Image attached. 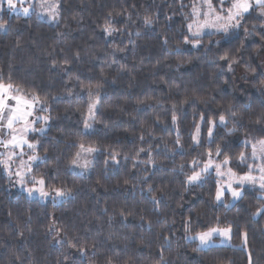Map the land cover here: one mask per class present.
Here are the masks:
<instances>
[{"label":"trees","instance_id":"16d2710c","mask_svg":"<svg viewBox=\"0 0 264 264\" xmlns=\"http://www.w3.org/2000/svg\"><path fill=\"white\" fill-rule=\"evenodd\" d=\"M213 3L218 4V0ZM192 4L193 0H63L59 26L37 18L35 13L18 16L4 2L0 4V18L9 22L7 31L0 30V73L5 80L11 73L13 82L25 90L35 89L49 97L46 114L51 119L46 133L29 136L41 143V155L49 149L47 165L39 164L37 174L48 173V165L56 164L59 157V178L53 179L57 173L51 169L48 181L72 189L70 197L54 206L51 200L9 189L8 178L0 169V264H89L91 260L105 264L106 256H112L115 264H154L161 247L166 264H216L217 260L249 264V254L252 264H264V216L251 215L262 203L254 187H247L244 199L234 202L231 209L214 205V172L202 186L183 190L192 158L207 159L203 155L209 149L207 125L202 128L201 146L193 145L190 135L201 113L218 118L230 102L242 114L238 131L226 137L233 152L231 167L239 173L247 170V165L236 159L240 141L245 136L264 135V124L255 122L264 110L261 21L258 13L252 12L244 26L258 27L250 35H244L243 26L226 39H221L222 34H205L194 48L183 40L188 34L185 16H189ZM109 13L113 26L119 29L111 36L103 31ZM145 15L153 18L151 25H145ZM218 40L220 43H215ZM114 47L119 50L114 51ZM226 50L239 59L232 71L228 62L220 59ZM76 52L81 54L79 60L73 58ZM65 57L71 62L61 70ZM53 60L58 62L55 68ZM97 82L101 84V105L93 127L85 130L89 97L81 85ZM193 94L208 98L209 103L178 105L184 147L173 153L169 149L175 147L177 134L171 124L172 104ZM233 123L230 118L228 127ZM141 134L144 141L139 140ZM223 135L224 129L218 128L213 150ZM78 143L100 149L92 168L83 175L66 170ZM140 148L146 151L138 159L146 160L151 148L163 167H134L133 157ZM113 151L118 154V163L110 161ZM105 160H109L107 165ZM181 163H185L183 171ZM148 185L153 186V192L147 191ZM162 186H166L163 195ZM153 194L162 195L159 211L150 199ZM190 209L200 212L198 221L194 216L193 232L215 226L216 216L221 217L222 226L231 221V245L215 244L194 252L195 244L184 239L182 223ZM121 211L126 215L122 217ZM149 219L151 227L146 223ZM49 225H54L65 240L78 238L95 243L96 248L83 257L75 249L65 252L67 245L55 243L57 232H50ZM245 231L247 248L241 247V232ZM168 233L174 235L165 243L163 236Z\"/></svg>","mask_w":264,"mask_h":264},{"label":"snow or ice","instance_id":"6c2138e0","mask_svg":"<svg viewBox=\"0 0 264 264\" xmlns=\"http://www.w3.org/2000/svg\"><path fill=\"white\" fill-rule=\"evenodd\" d=\"M6 3L7 9L16 13L18 16L30 17L32 13H35L37 18H47L50 24L59 26L61 21V8L63 6V0H3ZM24 3H28V7H22ZM227 5V7H225ZM252 12L258 13V19L261 21L259 28L261 29V38L264 39V0H218V4L213 3V0H193L191 7V19L186 14L185 19L187 23V35L183 37L184 43H190L195 48L202 42V37L205 34H222L221 39H226L234 32L238 31L242 26L244 35L248 36L251 32L255 31L258 27L253 24L251 29L244 26V21L248 15ZM75 20V17H73ZM8 21L0 18V30L7 31ZM79 24L80 21L76 20ZM145 25H151L153 18L150 15L144 16ZM103 31L106 35L111 36L113 33L119 31L115 28L111 21V13H109V19L106 20ZM59 36H63L64 33H58ZM139 35V33H137ZM164 44L168 43L167 38L164 39ZM215 43L219 44L220 41ZM20 41H17V47H19ZM243 47V44H241ZM119 49L114 47V51ZM240 51V49H237ZM81 54L76 52L74 59L79 60ZM221 60L228 62V70L232 71L233 65L239 62V59L230 51H225L220 57ZM69 58L60 62L61 70L63 66L70 64ZM58 66L56 60L52 61V67ZM250 71L256 72L255 68H251L250 65H246ZM264 75V74H262ZM104 76V70H101V77ZM260 85L264 88V79H261ZM101 84L97 82L96 85L84 86L81 85V90L86 91L89 97V103L87 105V117L84 121V128L91 129L93 122L97 118V113L101 105V95L99 89ZM49 97L47 95L41 96L35 89L25 90V88L13 82L12 75L9 73L7 80H5L2 73H0V167L7 174L8 179L12 180L15 177L16 183L21 185L28 196H36L40 200H47L51 198L53 205L57 202L62 201L72 195V189L66 184L49 183L48 176L51 175V169H55L57 175L53 179L59 178L58 161L59 157L56 158L57 163L48 165L50 171L48 173L41 172L37 174L39 164L44 163L47 165L48 162V148L44 149V155H41L38 151L42 147L39 141H33L29 138L32 133H46L48 129V121L51 119L49 115L37 114L46 113L49 111L48 105ZM200 101L201 103L208 104L209 99L206 97L186 96L183 100L172 104L171 124L175 126L176 139L174 141L175 147L170 148L169 151L175 153L176 149L183 150V143L180 137L179 116L177 114L178 105L182 107L185 103H195ZM235 109V105L228 103L224 111L217 117L213 116L209 118L206 113H201L199 121L194 120V130L190 133L191 141L193 145L201 146L204 141L202 139V128L207 125V143L209 149L206 153H203L207 157L205 160H200L193 157L190 162V174H185L183 180L184 191H188L192 186L200 185L215 174V194L212 197L214 205L219 207L223 205L225 209H231L234 206V202L241 201L244 199L245 191L248 186L254 187L259 193L258 199L262 201L255 211L251 213L253 218L264 216V135L257 138L245 136L240 141L242 145L241 150L236 155V159L239 164L247 165V170L239 173L231 167L233 164V152L230 147L227 146L226 137L231 136L237 132L240 125V120L243 119L241 113H238ZM239 117V119H237ZM234 121L232 127H228L229 119ZM159 120V117H157ZM255 122L257 124H264V110L256 115ZM39 124L40 127L36 125ZM224 129V135L221 136V141L215 143L214 150L211 145L216 139V130L218 128ZM144 128V125H141ZM150 131V129H149ZM264 131V129H261ZM140 141L145 140V135L141 134L139 137ZM76 151L72 158L68 161L66 170H73L80 168L82 170L81 175L92 168L94 163L93 153L99 152V148L86 147L83 143L75 145ZM158 147V146H157ZM165 147L168 148L167 143ZM251 149L250 155L247 149ZM27 149V152H26ZM144 148H140L136 152V156L133 157L134 167L136 164L151 165L153 167L160 164L163 167L162 162L156 160L153 155V149L147 150V159H138L141 152H145ZM31 154H28V153ZM117 153H110V161L112 163H118ZM27 156L25 159L24 157ZM221 157H223L221 159ZM251 159L252 163H248ZM109 160H105L107 165ZM202 165V166H201ZM15 166V167H14ZM185 163L180 164V169L183 171ZM125 184H128L127 179L124 180ZM164 187L160 189L161 194L164 193ZM148 192H153V186L148 185ZM162 195L158 197L153 194L150 199L156 206L155 210L159 211V205L162 203ZM228 197V199H226ZM129 215L131 213H128ZM120 215L123 217L126 215L125 212L121 211ZM200 212L197 209H190L188 215L183 219L182 223L184 226L185 236L184 239L194 243V252L207 250L217 238H219L222 244L231 245L233 228L232 222H224L222 226V220L220 216L215 217V226L209 225L201 231L193 232L192 224L194 216L197 221ZM111 220V217H109ZM144 221L145 218L141 217ZM146 223L151 227L153 221L147 220ZM167 224V220H165ZM49 231L57 232V238L55 243L61 246L67 245V249H75L83 257L87 254L90 248L95 249L96 244H88L82 242L78 238L74 239H63L59 235V230L54 225H49ZM23 235V233H21ZM67 235L66 233L64 234ZM174 233H168L163 236L165 243L170 239V236ZM248 245V234L247 232H241V247L247 248ZM159 260L155 261L154 264H166L163 247L159 253ZM65 262L69 261V256L65 254ZM59 264V262H58ZM89 264H96L94 260L89 261ZM105 264H115L112 256L105 257ZM127 264V262H125ZM216 264H222L221 261L217 260ZM249 264H252L251 255L249 254Z\"/></svg>","mask_w":264,"mask_h":264},{"label":"rangeland","instance_id":"374dc122","mask_svg":"<svg viewBox=\"0 0 264 264\" xmlns=\"http://www.w3.org/2000/svg\"><path fill=\"white\" fill-rule=\"evenodd\" d=\"M3 2V0H0V4ZM5 6H6V3H5ZM29 6V4L28 3H24L23 5H22V7H28ZM192 7V6H191ZM225 7H227V5L225 6ZM2 7H1V5H0V9H1ZM6 8H7V6H6ZM190 13H191V8H190V10H189V19H191V16H190ZM42 20H45V21H47V22H49L48 20H47V18H44V19H42ZM189 22V21H188ZM261 58L264 60V52L263 53H261ZM263 68H264V61H263ZM37 114H42V115H47L46 113H37ZM87 115H88V113H87V111H86V114H85V117H84V121H85V118L87 117ZM84 121H83V128H84ZM37 127H40V125L38 124V125H36ZM85 129V128H84ZM86 130V129H85ZM86 147H92V146H86ZM250 151H249V155H250V152H251V149H249ZM0 151H3L2 149H0ZM26 152H27V149H26ZM28 154H31L30 152L28 153ZM94 155H95V153H93L92 154V156L94 157ZM25 159L27 158V156H25L24 157ZM222 159V158H221ZM249 161V160H248ZM15 167V166H14ZM0 169L3 171V168L2 167H0ZM71 171H73V172H77V173H81L82 172V170L80 169V168H75V169H73V170H71ZM4 172V171H3ZM4 174L7 176V174L4 172ZM7 178H8V176H7ZM7 187L9 188V189H11V190H18L19 192H23V193H25L26 195H28L25 191H24V189H23V187L21 186V185H19V184H17L16 183V180H15V177L12 179V180H9L8 179V185H7ZM248 187H252V186H248ZM33 197H36V196H33ZM38 198V197H37ZM226 199H228V197H226ZM47 200H51V198H48ZM231 243H232V241H231ZM215 244H222L221 242H220V240H219V238H217L216 239V241L212 244V245H215ZM223 245H228V244H223Z\"/></svg>","mask_w":264,"mask_h":264}]
</instances>
